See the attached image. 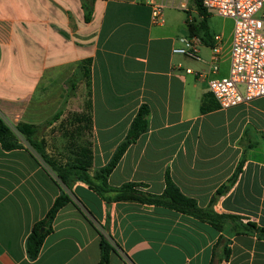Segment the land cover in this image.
Listing matches in <instances>:
<instances>
[{
  "label": "crops",
  "instance_id": "1",
  "mask_svg": "<svg viewBox=\"0 0 264 264\" xmlns=\"http://www.w3.org/2000/svg\"><path fill=\"white\" fill-rule=\"evenodd\" d=\"M158 3L165 4L162 23L153 21ZM200 19L193 0H0V118L22 144L6 150L0 143V264H97L99 230L115 246L110 264H264V233L248 226L264 227V96L219 105L209 80L228 75L230 64L221 67L225 47L217 33L201 40L200 58L174 52L193 36L188 20ZM83 64L88 76L71 80L79 112L59 109L50 118L40 94L47 75L73 65L77 74ZM143 104L148 129L128 146L109 185L133 182L162 194L169 174L200 207L234 219L217 228L164 205L106 202L84 182L68 188L17 130L37 125L51 157L68 150L73 159L87 146L93 174L110 161ZM63 192L72 201L32 259L27 238Z\"/></svg>",
  "mask_w": 264,
  "mask_h": 264
},
{
  "label": "trees",
  "instance_id": "2",
  "mask_svg": "<svg viewBox=\"0 0 264 264\" xmlns=\"http://www.w3.org/2000/svg\"><path fill=\"white\" fill-rule=\"evenodd\" d=\"M193 2L201 15V19L198 21L188 20L189 31L192 35H197L201 38V40L208 43L213 38V34L211 33L208 23L210 13L204 7L203 0H193ZM85 8L87 19H89L92 12V6L90 3H88L85 5ZM87 62H89V60L84 63L86 64ZM85 64H83L79 72L74 75V77L76 78L73 79L74 81L78 80L80 76H88V68L85 66ZM202 109L204 110V108ZM149 113L150 110L148 105L143 104L140 106L125 139L117 147L110 161L93 174H91L90 172L93 164L92 149L87 148V146L75 149L74 158L72 160H68L67 162H60L49 156L46 149H44L45 140L37 139V125L20 123L17 125V130L35 148V151L40 155L43 161L57 175L59 180L68 188H70L76 182H84L91 189L100 194L106 202L128 200L146 204L164 205L180 212L191 214L197 218L208 220L217 228H221L220 222L224 221L225 219H234V215L217 214L211 207H200L194 198L188 197L181 192L179 187L172 181L169 174H166V188L162 194H153L150 192L142 191L137 188L138 184L133 182L124 183L123 185L118 187H112L111 185H109L108 176L116 167L128 146L135 142L138 137L148 129ZM79 115L85 118L88 117V115L85 114ZM0 143L6 150H12L22 147V144L19 142L12 128L1 118ZM240 169L241 164L238 166V169L235 172L234 176L231 178V181L237 176ZM226 187L227 185H224L222 188L218 189V194L225 191ZM71 201L72 198L70 197V195L63 192L55 199L53 205L48 210L45 217L35 223L26 242L27 252L30 258L34 259L38 256L45 236L52 231L53 221L58 211ZM213 201L214 199L212 200V202ZM248 226L258 230L261 233H264V227H257V225L254 223H249ZM103 228L105 229L104 226ZM98 232L101 236V254L100 260L97 264H110V256L112 251H115V246L104 231L99 230Z\"/></svg>",
  "mask_w": 264,
  "mask_h": 264
},
{
  "label": "built area",
  "instance_id": "3",
  "mask_svg": "<svg viewBox=\"0 0 264 264\" xmlns=\"http://www.w3.org/2000/svg\"><path fill=\"white\" fill-rule=\"evenodd\" d=\"M209 13L234 20L231 62L226 76L209 80V88L223 108L239 105L264 96V0H203ZM165 4L153 5L154 23L164 22ZM220 40V36L215 37ZM183 45L174 52L200 58L201 39L197 35L183 39ZM220 45L212 47L211 69L217 72L220 61ZM193 72L192 69H187ZM204 76V72H196Z\"/></svg>",
  "mask_w": 264,
  "mask_h": 264
},
{
  "label": "rangeland",
  "instance_id": "4",
  "mask_svg": "<svg viewBox=\"0 0 264 264\" xmlns=\"http://www.w3.org/2000/svg\"><path fill=\"white\" fill-rule=\"evenodd\" d=\"M208 22L211 31L219 34L224 43L225 52L221 67L223 69H227L230 64L229 58L233 40L234 20L230 17H225L212 12L208 18ZM75 67L76 66L73 65L58 68L50 72L44 80L43 88L40 91V94L47 99L46 108L50 118L54 117L59 109L63 110V115L67 114L69 116L79 112L77 111L79 109V105L74 103L78 100V96H76L77 90L76 87L73 89L71 84V80L76 79L74 75L77 68L75 70ZM72 98H74L73 102H70ZM53 154V158L60 162H67L72 159V154L69 153L68 150L66 155H64V153Z\"/></svg>",
  "mask_w": 264,
  "mask_h": 264
}]
</instances>
